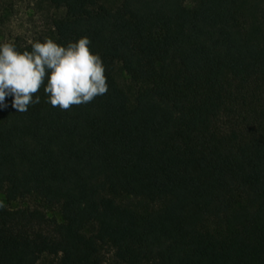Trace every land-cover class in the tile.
Wrapping results in <instances>:
<instances>
[{"label": "trees", "instance_id": "obj_1", "mask_svg": "<svg viewBox=\"0 0 264 264\" xmlns=\"http://www.w3.org/2000/svg\"><path fill=\"white\" fill-rule=\"evenodd\" d=\"M35 1L108 90L6 97L0 264H264V0Z\"/></svg>", "mask_w": 264, "mask_h": 264}, {"label": "clouds", "instance_id": "obj_2", "mask_svg": "<svg viewBox=\"0 0 264 264\" xmlns=\"http://www.w3.org/2000/svg\"><path fill=\"white\" fill-rule=\"evenodd\" d=\"M91 40L59 44L46 37L20 49L12 41L0 42V110L10 106L26 112L40 102L35 95L43 85L46 103L61 110L90 103L108 90L105 66L99 53L90 51Z\"/></svg>", "mask_w": 264, "mask_h": 264}, {"label": "rangeland", "instance_id": "obj_3", "mask_svg": "<svg viewBox=\"0 0 264 264\" xmlns=\"http://www.w3.org/2000/svg\"><path fill=\"white\" fill-rule=\"evenodd\" d=\"M56 12L37 4L35 0H0V42L14 41L16 38L32 41L46 35L52 28ZM0 202L3 197L0 195ZM31 206L30 203H14L9 207ZM49 216L56 213L48 212ZM53 258L43 255L38 264H51Z\"/></svg>", "mask_w": 264, "mask_h": 264}]
</instances>
